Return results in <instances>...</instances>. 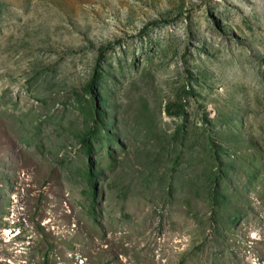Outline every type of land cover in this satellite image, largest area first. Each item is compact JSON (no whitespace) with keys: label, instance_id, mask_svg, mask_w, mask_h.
<instances>
[{"label":"rangeland","instance_id":"obj_1","mask_svg":"<svg viewBox=\"0 0 264 264\" xmlns=\"http://www.w3.org/2000/svg\"><path fill=\"white\" fill-rule=\"evenodd\" d=\"M0 264H264V0H0Z\"/></svg>","mask_w":264,"mask_h":264}]
</instances>
